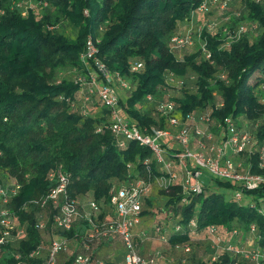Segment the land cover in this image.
I'll return each mask as SVG.
<instances>
[{"label": "trees", "instance_id": "obj_1", "mask_svg": "<svg viewBox=\"0 0 264 264\" xmlns=\"http://www.w3.org/2000/svg\"><path fill=\"white\" fill-rule=\"evenodd\" d=\"M48 2L49 7L43 15L30 14L26 18L0 3L4 9L0 16V178H11L21 185L9 208L21 224H26L23 235L0 255V264L44 262V251L30 257L43 243L34 226L38 208L25 211L23 206L45 195L56 184L48 176L52 169L62 166L70 174L69 200L89 193L100 209L110 206L113 189L159 175L147 148L130 140L126 141L125 148L117 146L105 128L108 111L95 99L91 101L88 115H81L80 95L87 94L90 86H82L74 78L58 81V73L64 69L74 71L75 75H85L80 55L86 39L98 36L100 25H104L105 30L97 44V55L109 71L119 73L134 87L120 106L136 120L142 131L149 126H162V118L153 113L154 104L149 105L145 99L152 95L155 101L163 100L166 95L160 90L165 86V75L172 72L182 77L191 73L196 79L195 92L184 87L181 92L171 93L173 98L169 97L175 100L182 114L212 104V93L217 91L223 106L212 112L215 120L230 115L239 125L261 120L257 136L259 139L264 137V105L258 101L264 97V91L260 89L264 85V4L242 0L246 11L242 19L258 23L259 33L253 40L249 39L251 35H244L228 49H221L225 38L221 31L214 36L202 34L214 61V65H210L199 59L197 52L186 54L177 61L169 51V41L179 28L178 23L186 25L191 11L201 0ZM238 21L232 17L229 28L235 27ZM64 24L75 30L73 38L62 33ZM51 26L57 29H49ZM137 62L144 65L143 70L131 73L130 64ZM218 72L225 74L228 83L216 77ZM251 79L254 85L250 84ZM98 128L100 132H96ZM145 160L150 161V170H147ZM251 162L252 173H262L255 156ZM212 182L222 192L199 194L185 204L181 203L184 196L179 187L169 189L163 199L164 206L175 211L176 220L168 244L175 248L188 243L191 233H203L206 237L205 229L215 225L223 237L236 230L241 236L240 245L245 246L250 227L254 225V245L264 252V215L258 211V200L264 198V186L247 192L244 199L237 202L223 193L233 194L234 189L229 183ZM191 220L196 224L194 232L188 227ZM176 225L181 226L178 232L174 230ZM83 230L81 225L69 232H60L66 239L75 240V247L59 253L56 264L64 257L63 264H74L80 254L90 255V264H97L98 248L113 246L116 242L121 243L124 255V247L117 236L92 243L89 251H85ZM233 261L228 253H223L216 262L200 261L197 264H229ZM239 264L249 263L241 261Z\"/></svg>", "mask_w": 264, "mask_h": 264}, {"label": "built area", "instance_id": "obj_2", "mask_svg": "<svg viewBox=\"0 0 264 264\" xmlns=\"http://www.w3.org/2000/svg\"><path fill=\"white\" fill-rule=\"evenodd\" d=\"M233 1L223 0L220 3L219 9L224 12L221 26L218 27L211 20L200 27H194L193 22L199 15L205 16L210 5L219 3V0H201L199 5L191 11L184 29L181 31L178 28L169 41V51L177 61L183 59V53L186 50L198 45L199 59L214 65L207 48V40L202 36L204 32L207 36H214L221 31L225 38L220 48L228 49L240 37L258 31V23L247 21V23L239 22L235 27L229 28L232 17L238 19L240 16L238 12L228 13V7ZM0 3L7 4L11 9L16 10L22 18L30 14L39 17L49 7L48 0H6L5 2L0 0ZM3 13L4 9L0 7V16ZM49 29H57V27L51 26ZM104 30V25H100L97 30L98 36ZM98 36L86 39L84 50L80 55L85 75L74 76V80L82 86H90L87 94L80 95L81 115H88L91 101L95 99L108 111V124L105 128L110 131L117 146L125 148L126 141L130 140L147 148L152 154V160L158 168L159 175L148 180L132 181L126 186L113 189L110 195L113 215L99 221L97 214L100 212V207L94 201L87 203L88 211L86 212L77 199L69 200L70 174L64 171L62 166H58L48 174L56 184L45 195L26 203L23 209L28 211L32 207H37L38 210L49 207L52 210L50 219L42 215L37 218L34 226L39 232L47 230L69 232L78 221H86L88 231L85 233L86 242L83 245L85 251H89L92 243L105 242L117 236L124 247V264H160L165 261L160 252L148 257L140 254V242H136L133 232L141 222L142 207L152 186H157L159 191L166 192L173 186L179 187L184 196L181 203L185 204L193 196L202 194L207 180H213L229 183L234 189V199L241 202L247 192L264 186V137L259 139L257 136L261 120H255L252 123L246 121L242 125H239L238 120L231 115L220 121L215 120L212 112L223 106L217 91L212 93L214 98L212 104H208L202 110L182 114L175 100L169 98H173L172 94H167V91L178 93L186 87L195 92L197 90L195 75L191 74L190 79L193 82L187 85L188 74L182 77L168 72L165 75V86L160 90L166 97L155 101L152 95H147L145 99L149 105L154 104L153 113L162 118V126H149L142 131L136 120L130 118L120 106L134 87L119 73L109 71L98 57ZM143 67L144 65L140 62L131 63L130 72L140 73ZM216 77L228 83L223 72H218ZM250 84L254 85L253 79L250 80ZM119 88L124 91L123 95L119 93ZM260 89L264 91V85H261ZM258 101L264 105V97H260ZM100 131V128L96 130V132ZM253 156L256 157L257 167L262 173H252L251 158ZM149 162V160L144 161L147 170H150ZM127 166L130 168V165ZM20 189L21 185L11 178H0V255L7 246L24 233L23 228L18 230L19 223L9 208L11 200ZM258 203L260 204L258 211L264 215V198L259 199ZM188 227L191 232L195 231L194 220L189 222ZM174 230L180 231L181 226L176 225ZM204 233L209 241V249L213 253L210 262H216L223 253H228L234 259L229 264H239L241 261L249 264H264V252L254 245L256 241L254 225L250 227V236L246 239L245 246L240 245L241 236L236 230L231 231L227 237H223L215 225H210ZM69 245V240L60 234L52 238L46 246L41 243L30 257L38 256L44 251L46 256L42 264H56L59 253L68 252ZM178 247H182L185 252H190L188 244L175 246V248ZM90 262L91 256L88 254L77 255L74 260V264H90Z\"/></svg>", "mask_w": 264, "mask_h": 264}, {"label": "rangeland", "instance_id": "obj_3", "mask_svg": "<svg viewBox=\"0 0 264 264\" xmlns=\"http://www.w3.org/2000/svg\"><path fill=\"white\" fill-rule=\"evenodd\" d=\"M254 1L260 3L261 5L264 4V0H254ZM222 2L223 0H219V3H216L215 5H210L209 6L210 9L205 16L204 14H201L194 20L193 22L194 27H200L206 21H211V20L214 21L218 27L221 26V22L224 17V12H222L219 9V6H220V3ZM234 12H238L240 15L238 18L239 20L238 23L239 22H245V23L249 22L248 20L242 19L241 17L246 13L242 0H234L229 5L228 13H234ZM183 25H184V22L178 23L179 29L181 31L186 26V25L184 26ZM63 28H64V31L62 33L64 35L70 36L71 38L75 36V30L70 25L64 24ZM258 33L259 31L257 32L256 30L255 33L250 34L251 36L249 37V39L253 40V38ZM97 39L100 42L102 39V34L98 36ZM197 51H198V45H195L193 48L186 50L183 53V55L185 56L186 54L188 55L193 54V53H196ZM74 76H75L74 71H69L67 69H64V70L59 71L57 78H58V81L63 80V79L72 80ZM190 76H191V73H189L186 76L187 85H191L193 82L190 79ZM255 89L258 90V87L255 86ZM118 91L120 94L122 95L124 94L123 93L124 91L121 90V88H119ZM169 93L171 95L172 92H169ZM213 191L222 192L214 182L207 180L205 189L203 190L202 194L208 195L209 193H212ZM168 192L161 191V190L159 191L157 186L153 185L149 196L145 199L144 206H143L145 213H143L142 215L144 217V220L142 219L143 220L142 224L144 225L143 228L144 230L146 229L145 234L143 235L144 236L143 240H145V243L142 242V245L140 246V248L144 246V248L147 249V251H150L154 243L159 241L163 248H161L162 251L161 249H158L157 251L159 252L161 251V254L164 257H166L168 261L167 264H197L200 261L210 262V259L213 253L209 249V241L203 235V233H196V234L191 233L190 241L188 243H185L189 245L190 252H185L182 249V247L172 248L173 249L172 251L166 250V249L164 250V246L169 247L168 238L172 234L174 222L176 220L174 218L176 214L175 211L171 207L164 206L165 201L163 199L165 195H167ZM223 193H225L226 196L229 197V199L231 200L234 198L233 194L228 191L226 192L223 191ZM76 199L80 203V205L84 207V211L87 212L88 208L86 205L89 201H92L91 195L89 193L83 194V195L81 194L76 195ZM30 209L31 208H29L28 211ZM41 215L44 218L46 217L47 219H50L52 215V210L49 207H46L44 209H40L36 211L37 218H39ZM112 215H113V209L110 204L109 207L105 209H102V208L100 209V212L97 214L99 219L97 220L101 221L105 217L112 216ZM18 223H19L18 230H20L21 228L24 229V226L26 224H21L20 221H18ZM81 225L84 228L82 234H85L88 231V224L86 221H78L74 228H80ZM40 234H41V239L43 241V245L46 246L52 238L58 237L60 235V232L53 231V230H47L44 232H40ZM74 241L75 240H71V239L69 240V244H70L69 246L71 250L75 247ZM115 246L118 247L117 245L107 246V247L100 246L98 248L99 251H98L97 258H96L99 260L97 264L113 263L115 259L114 255L111 254L113 252H111L108 249L109 248L117 249L115 248ZM180 246H183V244H181ZM120 262H123L122 259Z\"/></svg>", "mask_w": 264, "mask_h": 264}, {"label": "crops", "instance_id": "obj_4", "mask_svg": "<svg viewBox=\"0 0 264 264\" xmlns=\"http://www.w3.org/2000/svg\"><path fill=\"white\" fill-rule=\"evenodd\" d=\"M142 219L144 220L143 216H142ZM142 219H141V222L134 228V231H133L134 234H136V239H140V246L142 245V242L145 243V240H143V238H144L143 235L145 234V230H146V229L144 230V228H143L144 225L142 224V222H143ZM114 244L118 246V247L115 246V248H117V249H113V248H109L108 249L111 252H113V253H111V254L114 255V258H115L113 264H123L124 262H120L121 259L123 261V252H122L123 249H122L121 243L116 242ZM161 248H163L161 246V243L159 241H157L156 243H154V245H153V247L151 248L150 251H147V249H145L144 246L142 248H140V254L143 257H148V256H150L153 253H156V252L159 253V251H157V250L161 249ZM172 248H174V247H171L170 245H169V247L164 246V250L166 249V250L172 251L173 250ZM161 251H162V249H161ZM161 251H160V253H161ZM164 258H165V261L163 263H160V264H167L168 261H167L166 257H164ZM59 260H60L59 264H63V262L65 261V257H64V259L61 258Z\"/></svg>", "mask_w": 264, "mask_h": 264}]
</instances>
